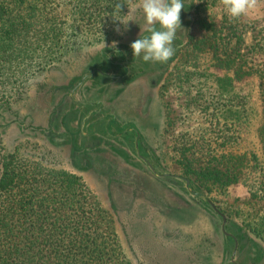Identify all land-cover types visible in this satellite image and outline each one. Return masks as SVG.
<instances>
[{
	"label": "rangeland",
	"instance_id": "1",
	"mask_svg": "<svg viewBox=\"0 0 264 264\" xmlns=\"http://www.w3.org/2000/svg\"><path fill=\"white\" fill-rule=\"evenodd\" d=\"M103 1L51 0L40 13L61 34L28 61L36 68L21 76L27 67L21 57L0 66V154L17 152L81 176L129 264H264V198H253L242 181L208 192L179 163L183 153L226 150L217 146L226 132L210 123L212 108L205 106L214 100L215 77L227 71L214 67L207 40L194 52L191 46L210 40L216 28L224 37L220 48H231L235 30L237 50L260 62L251 46L264 44V0L238 20L229 19L220 0H182L166 63L132 54L130 44L149 35L142 11L127 26L115 19H127L128 6L139 0ZM194 66L205 75L176 79ZM257 82H235L228 94L251 112L236 132L242 152L261 153Z\"/></svg>",
	"mask_w": 264,
	"mask_h": 264
},
{
	"label": "trees",
	"instance_id": "2",
	"mask_svg": "<svg viewBox=\"0 0 264 264\" xmlns=\"http://www.w3.org/2000/svg\"><path fill=\"white\" fill-rule=\"evenodd\" d=\"M50 1L0 0V66L9 62L7 65L11 67L12 61L20 57L27 64L49 37L60 36L61 30L52 25L46 27L49 20L40 13ZM74 1L78 5L84 1L90 5L105 2ZM217 31L212 29L210 40L202 38L194 42L191 51H196L199 44L207 40L214 67L227 71L215 77L214 100L205 106L207 110L212 108L210 123L221 125L226 132L221 134L222 141L217 144L226 150L220 154L202 152L198 156L183 153L179 163L183 174L199 182L200 187H206L208 192L213 187L227 190L242 181L253 198H264V44L251 46L252 53L261 58L260 62H255L253 56L244 58L237 50L239 36L235 30L232 35L237 41L225 50L220 48L224 37L217 36ZM30 39L37 42L36 46ZM47 56L49 53L43 55ZM184 58L185 65L189 59ZM29 67L36 68L27 64L20 75ZM195 71L194 66L183 76L174 75L176 79L184 77L186 82L205 75ZM250 77L258 81L261 108L258 113L262 114V121L257 130L261 153L236 148H240L236 145L237 129L250 122L251 112L233 104L231 96L235 82ZM105 218V210L81 176L45 166L41 160L17 152L0 154V264H129L110 226L111 220Z\"/></svg>",
	"mask_w": 264,
	"mask_h": 264
},
{
	"label": "clouds",
	"instance_id": "3",
	"mask_svg": "<svg viewBox=\"0 0 264 264\" xmlns=\"http://www.w3.org/2000/svg\"><path fill=\"white\" fill-rule=\"evenodd\" d=\"M220 4L229 19L238 20L256 7L257 0H220ZM115 7L120 11V4ZM128 8L127 19H115L127 26L128 21H135L132 14L137 10L142 11L146 25L144 30L149 33L130 44L133 56L142 55L145 62L166 63L174 55L172 44L177 29L181 27L182 0H139L134 7ZM156 25H159V30ZM115 30L119 32V28Z\"/></svg>",
	"mask_w": 264,
	"mask_h": 264
},
{
	"label": "water",
	"instance_id": "4",
	"mask_svg": "<svg viewBox=\"0 0 264 264\" xmlns=\"http://www.w3.org/2000/svg\"><path fill=\"white\" fill-rule=\"evenodd\" d=\"M186 184H187V186L189 185V180L188 179H186ZM193 194H200V193H198V192H193ZM201 195H203V194H201ZM208 201H209V203L212 205V207H213V209L218 213V214H220L221 216H222V218H223V220L225 221V216H224V214L217 208V206L211 201V200H209L208 199Z\"/></svg>",
	"mask_w": 264,
	"mask_h": 264
}]
</instances>
